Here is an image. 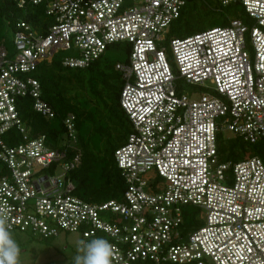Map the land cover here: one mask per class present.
Returning a JSON list of instances; mask_svg holds the SVG:
<instances>
[{"label": "built area", "instance_id": "built-area-1", "mask_svg": "<svg viewBox=\"0 0 264 264\" xmlns=\"http://www.w3.org/2000/svg\"><path fill=\"white\" fill-rule=\"evenodd\" d=\"M16 1L46 2L54 23L43 34L18 22L15 52L0 45V215L10 232L104 237L112 264H264V162L223 161L218 150L224 131L264 138V0H217L241 3L250 23L234 18L172 37L175 71L161 43L186 0ZM118 42L131 46L116 63L132 122L115 150L126 188L120 199L89 202L69 174L82 161L75 115L62 118L63 139H48L34 134L18 104L30 97L53 120L33 76L38 64L77 48L62 63L84 68ZM179 79L203 91L184 92Z\"/></svg>", "mask_w": 264, "mask_h": 264}, {"label": "trees", "instance_id": "trees-1", "mask_svg": "<svg viewBox=\"0 0 264 264\" xmlns=\"http://www.w3.org/2000/svg\"><path fill=\"white\" fill-rule=\"evenodd\" d=\"M234 18H246L241 3L223 6L217 0H186L180 15L169 25L167 34L186 37L214 26L227 25ZM22 21L43 34L54 23L52 15L47 12L46 2L19 7L16 0H0V25L5 23L15 33L17 23ZM217 22L221 25H214ZM111 45H121L129 55V44L118 42ZM104 54L84 68L64 66L59 55L38 64L33 76L39 80L42 98L56 112L53 120L37 113L30 97L19 99L18 104L21 117L32 125L34 134L44 133L48 139H63L62 118L70 113L75 115L82 161L69 174L76 184L74 193L89 202H104L123 196L126 184L115 160V150L127 141L132 131V122L120 103L124 80L116 63L121 60H111ZM218 150L223 161H238L257 155L264 162V138L251 143L240 136L223 137L220 134ZM66 264H73V259Z\"/></svg>", "mask_w": 264, "mask_h": 264}, {"label": "rangeland", "instance_id": "rangeland-1", "mask_svg": "<svg viewBox=\"0 0 264 264\" xmlns=\"http://www.w3.org/2000/svg\"><path fill=\"white\" fill-rule=\"evenodd\" d=\"M245 19L244 20L247 23H250L248 21L247 15ZM214 25L221 24L217 22ZM172 37V35L170 36L169 34H166L167 40L162 41L161 45L166 47L168 58L172 64V68L175 71L176 67L172 60L168 43ZM13 38V31H11L5 23L1 24L0 44L3 42L2 44H5L8 50L14 53L15 46L13 44ZM58 55L61 58L67 56H77L79 55V50L77 48L61 50L55 56ZM104 57H107L111 60L120 59L122 62H126L129 58L128 53L122 49L121 45H111L106 50ZM178 83L181 87V90L183 89L184 92L192 93V91H195L196 94H198L199 92L203 91L201 87L190 85L184 79H179ZM220 134L223 137L231 135L229 131H224L219 133V135ZM96 146H99V143H97ZM11 233L13 238L21 247L20 264H66L69 260L73 259L75 255H77V244L79 241H81L80 233L78 232H62L59 236L49 239H43L39 235H34L31 232H20L15 230L11 231ZM207 264L213 263L208 262Z\"/></svg>", "mask_w": 264, "mask_h": 264}, {"label": "clouds", "instance_id": "clouds-1", "mask_svg": "<svg viewBox=\"0 0 264 264\" xmlns=\"http://www.w3.org/2000/svg\"><path fill=\"white\" fill-rule=\"evenodd\" d=\"M113 246L104 237L81 240L73 264H112ZM21 247L7 227L6 217L0 215V264H20Z\"/></svg>", "mask_w": 264, "mask_h": 264}]
</instances>
